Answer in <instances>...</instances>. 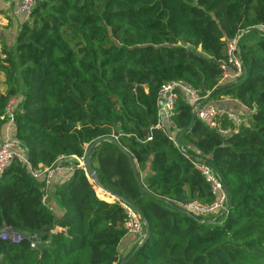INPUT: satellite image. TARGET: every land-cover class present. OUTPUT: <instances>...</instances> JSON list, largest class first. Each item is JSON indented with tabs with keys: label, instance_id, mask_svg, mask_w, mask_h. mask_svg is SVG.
<instances>
[{
	"label": "trees",
	"instance_id": "trees-1",
	"mask_svg": "<svg viewBox=\"0 0 264 264\" xmlns=\"http://www.w3.org/2000/svg\"><path fill=\"white\" fill-rule=\"evenodd\" d=\"M263 26L264 0H35L13 54L0 62L8 86L0 132L15 100V139L34 170L84 158L85 145L115 136L149 194L111 143L91 152L92 166L104 189L141 211L150 236L141 246V236L128 237L131 248L118 256L127 236L121 203L81 168L48 190L14 160L0 178V234L24 239H0V264H119L132 253L126 264H264ZM242 33L247 75L224 80L233 73L227 44ZM178 81L202 102L236 100L242 125L222 136L195 117L186 130L194 108L178 93L167 128H157L159 91ZM197 159L219 171L229 193V206L209 217L171 206L214 202Z\"/></svg>",
	"mask_w": 264,
	"mask_h": 264
},
{
	"label": "built area",
	"instance_id": "built-area-1",
	"mask_svg": "<svg viewBox=\"0 0 264 264\" xmlns=\"http://www.w3.org/2000/svg\"><path fill=\"white\" fill-rule=\"evenodd\" d=\"M35 6V0H19V13L24 16V23L28 22ZM264 32V26L262 27ZM239 36L233 40H230L226 47L227 62L225 65L233 68V73L224 72L223 78L230 77L232 80L237 81L243 75V66L239 54ZM223 66L225 69L226 66ZM178 93H183L187 96L193 105V110L196 112V118L203 122L208 128L218 132L222 136H227L232 129L238 128L243 123V118L238 113L230 111L225 108H221L214 103H202V98L198 92L183 82H168L164 84L158 94V112L161 119L170 118L173 115L174 105L178 96ZM12 101L6 109V119L12 123L13 111L11 109ZM229 122V127L224 128L223 122ZM13 127V124H12ZM14 128V127H13ZM157 128H163L162 122L158 124ZM21 143L16 139H11L0 143V178L3 176L5 170L10 164L17 160L28 171L31 178L38 183L46 186L48 176L61 172L62 163L65 158H59L57 164H54L50 168L43 170H34L31 168L27 157H23L18 150L21 148ZM75 158V157H73ZM77 168L83 165L84 158H75ZM196 169L201 173L205 180L210 184L213 194L216 196L214 202L211 204H202L196 201L187 202L180 207L187 210L190 213L207 217L216 214L221 209H224L225 197L222 190V185L218 177L215 175L213 169L204 163L197 162L195 164ZM44 177V179H40ZM46 196L44 197V200ZM127 219L124 223L127 235L143 236V224L140 217L129 207L122 205ZM0 239L9 242L12 245H18L22 242L24 237L21 234L4 229L0 234ZM28 239L31 242V248H35L37 241L35 236H29Z\"/></svg>",
	"mask_w": 264,
	"mask_h": 264
},
{
	"label": "crops",
	"instance_id": "crops-1",
	"mask_svg": "<svg viewBox=\"0 0 264 264\" xmlns=\"http://www.w3.org/2000/svg\"><path fill=\"white\" fill-rule=\"evenodd\" d=\"M23 24L24 16L19 13V0H0V62L5 60L9 54H13L16 38ZM224 80L233 81L230 77H226ZM7 89L8 86L5 82V75L0 69V95H4ZM15 102V100H12V105H14ZM216 104L229 108L230 110L232 109L236 113L242 111V106L236 100L229 97H221L220 100L216 101ZM166 122H168L167 118H163V128L166 127ZM11 139H15L14 128L12 127V123L6 120L0 132V140L1 142H5ZM18 152L23 157H26L24 149H20ZM74 168H77L75 158L64 160L62 164V171L48 176L46 184L47 189L50 190L54 184L62 181V179L67 180L69 178V173H71ZM45 202L48 203V199L45 200ZM58 230L59 229H56V231ZM131 236L137 235H127L124 238V241L122 240L123 242L120 243L118 256L122 252H124L122 254L127 253V251L131 248V244L129 243V240H127L128 237Z\"/></svg>",
	"mask_w": 264,
	"mask_h": 264
},
{
	"label": "water",
	"instance_id": "water-1",
	"mask_svg": "<svg viewBox=\"0 0 264 264\" xmlns=\"http://www.w3.org/2000/svg\"><path fill=\"white\" fill-rule=\"evenodd\" d=\"M253 31H254V30H253ZM247 32H249V30H248V31H245L244 33H247ZM242 35H243V33L240 34V35H238L239 38H240ZM241 62H242V60H241ZM242 66H243V77H242L241 80L245 79V77H246V75H247L246 66H244L243 63H242ZM238 82H239V81H238ZM207 101H208V99H205L202 103H207ZM195 117H196V112L193 110V112H192V118H191L190 124L188 125V127L186 128V130H189V129L191 128V126H192V124H193V122H194ZM186 130H184L183 132L179 133V134L176 136L175 140H174V143H175L176 147H178L179 149H182V144H181V142H180V139H181L182 135L185 133ZM146 134L148 135V133H146ZM104 142H108V143L113 144L114 146H117L118 149L120 150V152H122V153L127 157L128 162H129V165H130V168H131V171H132V175H133V178H134L135 182L138 184L139 188H140L143 192L149 194L148 191H147V190L144 188V186L142 185V183H141V181H140V179H139V177H138L137 169H136V165H135V163H134V160L132 159V157H131V156H130V155H129L124 149H122V148L119 146V144H118V142H117L115 136L102 137V138H99V139L95 140V141L92 142L91 144H88V145L86 146V153H85V157H84V160H83V165L80 166L79 168H81V169L85 172L86 177L88 178V180H89L94 186H96V187L102 189L104 192H106L107 194H109L110 196H112V197L114 198L113 202H114V201H117V202L121 203L122 205L129 207L131 210H133V211H134V212L140 217V219H141V221H142V224H143V228H144V234H143L141 240H140L139 243H138V246H141L142 244H144V243L149 239V236H150V229H149V224H148L147 220L145 219V217L142 215L141 211H140L136 206H134V205H132V204H129V203H128L125 199H123L122 197H119V196H117V195H115V194H113V193L107 191L106 189H104V188L100 185V183H99V181H98L97 173H96V171L94 170V168H93V166H92V160H91V157H90L91 152H92L97 146H99L100 144H102V143H104ZM187 155H188V154H187ZM197 161H199L200 163L207 164V165H209V166L211 167V163H206V162L200 161V160H198V159H197ZM211 168L213 169L215 175L218 177V179H219L220 182H221L222 190H223V194H224V197H225V207L227 208V207L229 206V203H230L229 193H228L227 187H226V185L224 184V182L222 181L219 171H218L216 168H214V167H211ZM96 195H97V194H96ZM171 206H172L175 210H177V211H179V212H181V213H183V214H186V215H188V216H192V213L188 212L187 210L183 209V208L180 207V206H176V205H171ZM215 221H216V219H214L213 221L208 222V223L213 224ZM133 255H134V253H132L129 257L124 258L123 260H121V262H120L119 264H126L128 261H130V260L132 259Z\"/></svg>",
	"mask_w": 264,
	"mask_h": 264
},
{
	"label": "bare ground",
	"instance_id": "bare-ground-1",
	"mask_svg": "<svg viewBox=\"0 0 264 264\" xmlns=\"http://www.w3.org/2000/svg\"><path fill=\"white\" fill-rule=\"evenodd\" d=\"M102 190V189H101ZM103 191V190H102ZM104 192V191H103ZM106 193V192H105ZM107 194V193H106ZM107 195H109V194H107ZM110 196V195H109ZM110 197H112V196H110Z\"/></svg>",
	"mask_w": 264,
	"mask_h": 264
},
{
	"label": "rangeland",
	"instance_id": "rangeland-1",
	"mask_svg": "<svg viewBox=\"0 0 264 264\" xmlns=\"http://www.w3.org/2000/svg\"><path fill=\"white\" fill-rule=\"evenodd\" d=\"M87 145H85V147H86Z\"/></svg>",
	"mask_w": 264,
	"mask_h": 264
}]
</instances>
